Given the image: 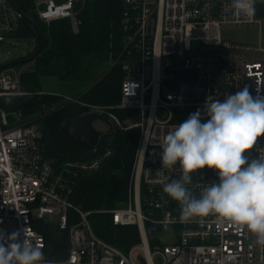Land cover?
Masks as SVG:
<instances>
[{"label":"built area","instance_id":"1","mask_svg":"<svg viewBox=\"0 0 264 264\" xmlns=\"http://www.w3.org/2000/svg\"><path fill=\"white\" fill-rule=\"evenodd\" d=\"M78 1L82 0H34V12L48 24L70 18L78 30ZM259 1L256 14L249 18L233 16L231 0H124L120 100L92 104L77 95H61L66 104L79 103L88 112H99L114 130L139 131L128 197L123 204L102 210L116 226H137L140 241L127 250L100 237L89 219L92 211L74 202L80 180L116 157L112 147L95 152L114 143L112 138L101 142L109 133L93 150L49 159L41 110L39 115L26 113L15 109L13 102L21 98L24 105L28 98L56 93L24 85L22 74L32 68V59L17 76L7 73L10 67L0 70V230L26 228L33 244L43 245L46 264H264V248L250 247L254 236L236 231L229 221L209 215L180 222V205L163 192V185L179 179L181 169L179 164L162 166L160 147L173 125L183 122L177 119L188 110L203 111L208 96L223 101L245 86L253 97L264 96L263 41L235 43L221 34L226 27H261ZM18 32H24L22 15L10 0H0V66L33 57L20 58L16 49L2 48ZM37 46L36 40L33 51ZM187 70L198 71L195 96L186 82L171 88L175 72ZM6 105L14 108L8 111ZM118 110L130 112L121 117ZM258 148H264V137L246 155L264 158ZM190 175L193 182L187 187L197 197L206 184L218 182L215 170ZM169 230L175 241L164 244L159 234Z\"/></svg>","mask_w":264,"mask_h":264},{"label":"trees","instance_id":"2","mask_svg":"<svg viewBox=\"0 0 264 264\" xmlns=\"http://www.w3.org/2000/svg\"><path fill=\"white\" fill-rule=\"evenodd\" d=\"M15 1L36 22L42 39L41 51L32 59V68L22 74L21 79L26 87L42 89L41 77L55 76L60 81L70 82V92L66 93L79 96L81 101L108 105L120 100L125 73V57L121 55L126 34L122 26L124 0L76 2V15L81 21L78 30L73 29L70 18L54 20L49 24L42 22L34 12V0ZM25 33L36 36L31 26L24 32H18V35ZM36 49L27 56L32 57ZM110 60L114 64L108 69L105 65ZM62 93L59 91L56 94L39 95L40 103L31 100L22 105L21 98L13 102H16V109L21 108L26 113H35L36 110L39 112L41 106L47 109L46 123L51 140L48 153L55 158L74 157L84 153L62 135L60 124L65 118L87 113L88 108L79 103L62 102ZM51 107L53 110L50 111ZM129 112L117 111L121 117ZM111 138L118 149L116 157L101 172L88 178L79 187L74 202L83 209L92 211L95 231L100 237L127 250L140 241L137 226H116L111 222L110 215L102 210L119 206L128 197L139 131L116 129L105 134L101 142ZM51 233L47 230L49 238H52Z\"/></svg>","mask_w":264,"mask_h":264},{"label":"clouds","instance_id":"3","mask_svg":"<svg viewBox=\"0 0 264 264\" xmlns=\"http://www.w3.org/2000/svg\"><path fill=\"white\" fill-rule=\"evenodd\" d=\"M256 5V0H231L230 9L233 16L250 18ZM261 137L264 96L253 97L247 86L223 101L208 96L203 111L173 125L160 144L161 162L165 168L179 164L182 174L164 184L163 192L179 203L180 222L214 215L253 235L250 247L264 248V158L246 155ZM205 168L217 172L218 182L206 184L197 197L187 187L190 174ZM30 236L26 228L0 230V264H46L43 245Z\"/></svg>","mask_w":264,"mask_h":264},{"label":"water","instance_id":"4","mask_svg":"<svg viewBox=\"0 0 264 264\" xmlns=\"http://www.w3.org/2000/svg\"><path fill=\"white\" fill-rule=\"evenodd\" d=\"M65 1H67V0H56V2H58V3L65 2ZM10 2L19 11V13L22 15L23 30L28 29L29 26H31L35 30L36 40H37L38 46H37V50H36V52L32 58L22 59V60L19 59V60L12 62L11 64L2 65V66H0V70L5 69V68L9 67L10 65H14L16 63L29 62L30 59H33L34 57H36L40 53L41 47H42V39L40 37V33H39L36 22L30 16L26 15L21 10V8L18 6V4L16 3L15 0H10ZM258 12H259V14H264V1H262V0H260L258 2ZM0 44H1V42H0ZM175 76H176V79L171 84V88L175 89L178 87V85L181 82H186L188 84L189 94L191 96H195L197 94V92H198V71L197 70L177 71V72H175ZM31 100H36L40 103V100L37 96L28 98L26 101H31ZM41 113L43 115L44 131L46 134L47 141L50 145L51 140H50L48 126L46 123L45 109L43 106H41ZM192 113H193V111L188 110L186 115L183 118H180V120L177 119V121H185L188 118V116ZM97 119L105 121L108 124L109 129L107 130V133H111L114 130V126L108 118L102 116L99 112L93 111V112H87V113H84V114H81L78 116L65 118L60 124V131H61L62 135L69 142L76 145L79 149H81L83 151H90V150H93L96 148V146L100 142L101 136L104 134L103 131L98 130L94 126V121ZM108 147H112L115 150L116 155H117L118 149H117L116 144H114V143L104 144V145L98 147L95 150V152H97L99 150H103V149L108 148ZM57 155H59V154L57 153ZM105 167H107V165H104L99 170H97L93 173H90V174L86 175L85 177H83L80 180V182L78 183L76 189L78 190L79 187L88 178L93 177L94 175L98 174Z\"/></svg>","mask_w":264,"mask_h":264},{"label":"rangeland","instance_id":"5","mask_svg":"<svg viewBox=\"0 0 264 264\" xmlns=\"http://www.w3.org/2000/svg\"><path fill=\"white\" fill-rule=\"evenodd\" d=\"M264 19V18H263ZM222 37L224 39H228L231 42L235 43H242V44H254L258 45L261 41L264 43V23L261 27L256 26H244V27H226L222 29ZM36 44V39L30 35H21L18 37L10 38L9 42L3 46V49H16L18 57L22 58L26 55H28L30 52L33 51L34 45ZM114 62L113 60H110L108 63H106L105 67L108 66V69L113 66ZM26 63H16L14 65H10V69L7 70V73L17 76L19 70L23 69L25 67ZM102 71L99 72L101 74ZM40 84L42 87V90L49 91V92H55L58 93L63 92L62 94H66V92H70V82L68 81H60L55 76H42L40 79ZM72 94V93H71ZM54 107V106H53ZM53 107L49 109L50 111L53 110ZM8 111L12 110L14 107L6 106L5 107ZM16 109V108H15ZM40 111L36 112L34 114L39 115ZM94 126L100 131H103L104 133L107 132L109 129L108 124L105 121H102L100 119H97L94 121ZM258 158L255 155H250L249 159H256ZM49 159L54 160L55 157H49ZM133 170V167H132ZM132 174V172H131ZM56 219V217L54 218ZM93 228L94 227V216L89 217ZM159 238L164 244L172 243L175 241V235L172 230L165 231L159 234Z\"/></svg>","mask_w":264,"mask_h":264}]
</instances>
